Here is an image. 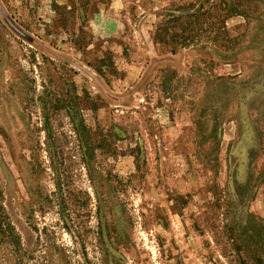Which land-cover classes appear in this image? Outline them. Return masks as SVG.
<instances>
[{"label":"rangeland","instance_id":"obj_1","mask_svg":"<svg viewBox=\"0 0 264 264\" xmlns=\"http://www.w3.org/2000/svg\"><path fill=\"white\" fill-rule=\"evenodd\" d=\"M219 1L0 0V264H264V0Z\"/></svg>","mask_w":264,"mask_h":264},{"label":"trees","instance_id":"obj_2","mask_svg":"<svg viewBox=\"0 0 264 264\" xmlns=\"http://www.w3.org/2000/svg\"><path fill=\"white\" fill-rule=\"evenodd\" d=\"M230 0H220L219 2L221 3V7L219 6L220 9V18L223 21L224 19L233 16L235 14H241L242 10L239 9V5L237 2H229ZM189 6V5H187ZM184 5H180L176 8V10H181V12L178 13H173V12H169L167 14L168 19L166 21H171V25H166V23L161 24L160 26H158L155 31H154V39L158 42V41H162L164 36L168 33L169 36L168 37V41L169 44L173 45L174 48L178 47V46H184V45H188L189 42H186L185 39L186 36H184L183 34L185 33L187 26L186 24H188V20H184L182 22L181 19L183 18H190L193 17L194 19H197L196 17L198 16L197 11L194 12H182L183 9H186ZM181 18V19H180ZM180 26V30L178 32H176L175 30H172L173 28ZM177 40H174L176 39ZM253 234H256V232H253ZM260 249L264 250V244L260 245ZM241 260L240 263L241 264H246V256L243 258H240ZM257 262H261V259L259 257H257Z\"/></svg>","mask_w":264,"mask_h":264}]
</instances>
